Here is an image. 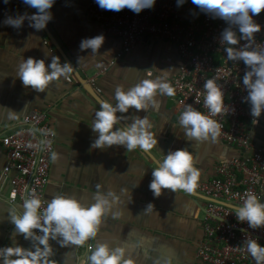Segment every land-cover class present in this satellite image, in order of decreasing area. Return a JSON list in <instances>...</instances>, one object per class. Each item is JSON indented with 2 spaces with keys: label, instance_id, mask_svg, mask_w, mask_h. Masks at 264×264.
<instances>
[{
  "label": "crops",
  "instance_id": "1",
  "mask_svg": "<svg viewBox=\"0 0 264 264\" xmlns=\"http://www.w3.org/2000/svg\"><path fill=\"white\" fill-rule=\"evenodd\" d=\"M88 5L89 0H55L50 9L52 19L44 29L35 31L28 20L18 29L4 25L7 16L33 12L21 0H0V125L15 127L31 111L44 112L55 131L56 157L45 198L67 195L88 205L95 202L93 197L99 193L109 201L95 237L81 245L59 246L50 240L49 259L55 264H88L92 251H87V246L94 249L102 243L110 249H124L123 258L132 264H200L197 250L203 237L206 198L195 189L190 193L162 189L159 196H154L149 189L151 172L168 152L186 149L199 171L198 184L212 179L220 163L241 157L243 152L210 135L201 140L187 137L177 123L179 112L174 95L165 96L158 90L153 96L159 104L157 109L151 105L139 112L129 108L127 113H117L122 119L114 125L121 127L130 124L134 117L146 116L158 141L156 146L150 150L137 146L131 151L118 145L92 147L97 133L91 125L100 103L84 89L73 71L51 81L42 91L22 86L16 76L19 63L27 57L42 59L47 66L56 56L63 65L65 59L53 45L55 42L100 98L113 105L117 86L126 91L141 80L156 78L171 86L170 80L179 66L174 44L143 37L135 50L116 60L120 40L105 35L89 19ZM100 34L104 43L96 53L79 49L82 39ZM10 114L14 118H9ZM261 118L258 127L248 130L260 146L264 144V112ZM6 164V152L0 147V247L13 243L30 247L29 241L15 234L9 221V213L18 215L20 205L6 200L8 178L14 175L2 174Z\"/></svg>",
  "mask_w": 264,
  "mask_h": 264
},
{
  "label": "clouds",
  "instance_id": "2",
  "mask_svg": "<svg viewBox=\"0 0 264 264\" xmlns=\"http://www.w3.org/2000/svg\"><path fill=\"white\" fill-rule=\"evenodd\" d=\"M5 3L8 0H4ZM21 2L36 11L31 15L24 13L5 17L3 24L12 28H20L25 20L35 31L42 30L52 19L50 9L55 0H21ZM98 8L104 11L120 12L127 8L134 14L150 9L156 0H94ZM203 14L213 19H220L226 27L220 33V40L227 45H236V32L239 39L246 41L239 48H224L225 58L229 61H240L245 67L241 83L246 91V102L250 105L249 115L258 119L264 112V47L252 46L254 34L261 31V25L254 17L264 10V0H190ZM185 0H176L177 6ZM235 25V31L232 29ZM104 43L102 34L84 38L79 43V49L91 50L96 53ZM79 59V58H78ZM72 71L67 61L61 65L59 58L53 56L47 66L42 59L27 57L22 60L16 76L24 87L42 91L51 81ZM203 104L208 112L215 116L221 113L225 106L223 93L214 79H207L203 84ZM156 90L165 96H173L174 89L165 80L144 79L129 87L126 91L117 86L114 91L115 105L108 101H100L99 110L94 114L91 130L97 133L92 147L102 148L113 145L123 146L131 151L137 146L150 150L158 141L150 131L152 124L146 116L134 117L132 122L121 127H115L122 117L117 113H127L129 108L137 112L159 107L153 100ZM9 118H14L10 114ZM177 123L183 127L185 135L197 140L207 139L209 135L215 139L219 131L218 123L209 116L186 105L180 112ZM55 154L52 159L55 160ZM152 179L149 189L154 196H159L162 189L172 191L183 190L192 192L197 186L199 171L193 166V157L186 149H177L164 155L163 160L151 172ZM109 195H111L109 193ZM94 203L84 205L76 198L67 195H55L47 200L41 208L42 201L35 196H26L17 209L19 214L9 213V221L14 226L15 234L29 241L31 246L24 247L19 243L0 247V264H55L49 259L52 247L49 241H55L59 246L68 244L81 245L87 239L95 237L101 218L107 211L109 201L97 193ZM115 200V198H113ZM148 207H152L151 204ZM237 221L246 223L248 228L264 227V201L254 194H247L243 203L234 210ZM247 253L255 264H264V245L250 238L244 242ZM124 249H110L106 244L97 243L87 257L88 264H132L130 259H124Z\"/></svg>",
  "mask_w": 264,
  "mask_h": 264
},
{
  "label": "built area",
  "instance_id": "3",
  "mask_svg": "<svg viewBox=\"0 0 264 264\" xmlns=\"http://www.w3.org/2000/svg\"><path fill=\"white\" fill-rule=\"evenodd\" d=\"M87 13L105 35L120 40L116 60L135 50L143 37L176 46L179 66L170 81L179 114L191 105L218 123L217 139L243 152L241 157L220 163L215 176L195 188L206 198L197 259L200 264H255L244 242L255 238L264 245V227L248 228L246 223L237 221L234 208L220 203L238 207L247 194L264 198V144L256 145L248 131L249 127H258L262 118L249 115L250 106L244 99L246 91L241 83L244 65L227 60L224 54V48H239L246 41H241L236 32V45L222 42L220 33L226 23L203 14L190 0L179 6L176 0H156L150 9L139 14L127 8L120 12L104 11L89 0ZM254 20L261 25V31L254 34L252 46L264 47V10ZM231 27L235 31V25ZM207 79H214L223 93L225 108L215 116L203 104V84ZM0 147L7 157L2 174L8 177L14 172L8 178V203L21 206L26 196H35L41 199V208L45 207V190L55 153V131L47 115L34 110L15 127L0 125ZM92 250L93 246L88 245L87 251Z\"/></svg>",
  "mask_w": 264,
  "mask_h": 264
},
{
  "label": "water",
  "instance_id": "4",
  "mask_svg": "<svg viewBox=\"0 0 264 264\" xmlns=\"http://www.w3.org/2000/svg\"><path fill=\"white\" fill-rule=\"evenodd\" d=\"M30 8V7H29ZM31 11L34 13L35 9L34 8H30ZM53 45L59 50V52L63 55L65 61H67L69 63V65L72 68L73 73L75 74L76 78L79 80V82L81 83V85L84 87V89L96 100L100 103V101H102V99L100 98V96L97 94V92L95 91L94 87L92 86L91 83H89L86 79H83L78 72L76 71V69L72 66L71 62L69 61V59L65 56V54L63 53V51L61 49L58 48L57 44L55 42H53ZM118 124H120V122L117 121ZM218 202V201H217ZM228 207L231 208H236L237 206L229 204V203H225V202H220Z\"/></svg>",
  "mask_w": 264,
  "mask_h": 264
}]
</instances>
